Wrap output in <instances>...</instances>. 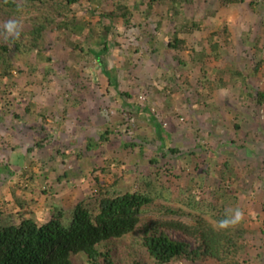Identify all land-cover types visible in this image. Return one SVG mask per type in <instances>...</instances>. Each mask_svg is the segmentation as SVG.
Segmentation results:
<instances>
[{"label": "rangeland", "instance_id": "rangeland-1", "mask_svg": "<svg viewBox=\"0 0 264 264\" xmlns=\"http://www.w3.org/2000/svg\"><path fill=\"white\" fill-rule=\"evenodd\" d=\"M131 1L135 0L99 4L82 0L72 6L78 19L99 37L105 36L109 48L102 62L117 79L111 83L93 55L69 44L87 41V30L69 35L53 26L47 32L44 46L54 69L49 72L35 54L11 45L13 76L0 83V165L9 166L0 169V210L20 211L40 220L49 214L51 200L70 210L95 187L93 173L105 184L118 180L121 190L144 187L143 180L162 181L171 199L158 202L174 208L183 206L188 211L183 200L204 198L203 204L241 209L244 218L236 226L245 227L242 241L247 248L241 259L247 261L239 264H264V105L256 106L255 101L257 92L264 90V65L252 73L264 56V5L251 12L240 2H186L185 18L204 20L206 25L188 34L193 43L180 53L188 62L181 66L175 52L166 47L168 32L173 30L167 24V3H158L157 11L149 14L147 0H136L139 6L130 23L115 17L112 34L106 33L99 13ZM19 3L18 14H9L0 5V41L9 19L19 20L22 30H31L37 14L30 0ZM88 5L99 11L92 13ZM158 18L165 22L160 28ZM182 18L178 17L177 25ZM224 27L228 32L217 35L226 38L220 58L192 56L191 48L201 50L207 46L209 32ZM151 34L157 36L153 45ZM94 42L81 45L100 48ZM201 64L209 79L203 78ZM232 67L249 75L248 91L242 90L240 80L219 85L220 76L230 80L226 69ZM31 101L35 104L28 110ZM157 124L164 128L170 148L177 151L162 146ZM107 128L111 133L105 140L102 134ZM90 140L94 145L89 147ZM151 158L157 160L151 163ZM26 168L37 173L36 179H29ZM65 171L69 177L57 182ZM166 232L197 246L194 238L180 231ZM116 248L121 264H133L134 258L154 264L140 246L139 234L127 235ZM74 260L86 264L83 254L74 255ZM173 264L221 263L206 258Z\"/></svg>", "mask_w": 264, "mask_h": 264}, {"label": "trees", "instance_id": "trees-1", "mask_svg": "<svg viewBox=\"0 0 264 264\" xmlns=\"http://www.w3.org/2000/svg\"><path fill=\"white\" fill-rule=\"evenodd\" d=\"M20 0H0L7 13L13 14L21 11ZM32 9L37 15L32 17L31 30H22L20 38L9 42L0 41V83L3 78L13 76L10 66L11 45L14 43L16 49H24L33 53L38 60H42L47 65V72L54 70L51 57L46 53L44 42L47 32L55 26L56 32H66L69 35L82 33L87 30L89 38L87 41H70L73 48L93 55L99 63L100 70L111 81L117 80L112 75L111 70L102 62L109 48L105 36L96 35L94 28L87 25V22L78 19L73 12L72 6L81 3L82 0H30ZM96 4L102 0H90ZM191 0H147V11L156 12L158 3H167L168 25L173 26V30L168 32L169 40L166 47L175 52L181 66L188 62L180 55L189 42L188 34L194 29H201L205 26L204 20H194L185 18L183 6ZM223 2H240L246 4L251 12L257 11L264 5V0H222ZM139 6L135 1L130 3H117L116 9L109 12L99 13V23H104L106 33L112 34L114 27L113 19L121 17L126 24L130 23L134 9ZM86 9L92 13L99 11L97 7L91 5ZM72 12V13H71ZM146 14V13H145ZM148 15V14H147ZM183 16V20L177 25L178 17ZM145 16V19H149ZM103 19H107L104 22ZM139 23V22H138ZM163 18H158L157 28L164 26ZM139 25H141L139 23ZM205 28V27H204ZM221 32H228V28L216 29L209 32L207 46L201 50L191 48L192 56L202 60L203 55L211 54L220 58L221 46L225 39L217 35ZM149 41L152 45L157 40L156 34L150 35ZM3 39V38H2ZM99 39V40H96ZM94 40L100 48L88 46L85 49L81 43H89ZM257 44V42L255 43ZM263 47H261L262 49ZM264 49V48H263ZM194 58L192 59V61ZM4 64V65H3ZM264 65V56H261L253 66L252 73H257ZM203 78L209 79L204 65L201 64ZM230 80L225 81L219 77V85L225 86L229 81L242 83V90L248 91L249 75L245 71L234 67L227 68ZM175 79V76H172ZM250 87V86H249ZM123 94V91H120ZM129 95V94H128ZM252 95V94H250ZM256 106L264 105V90L256 94ZM30 102L26 109L30 110L34 105ZM142 111V109L140 110ZM237 128L239 123L235 124ZM158 135L162 138L161 144L171 151L177 148H170L169 139L164 128L157 124ZM111 130L105 129L102 139H108ZM94 141H89V147ZM97 143V142H96ZM37 144L40 145L39 142ZM235 144V143H233ZM98 143L96 144V146ZM157 159L151 158L154 163ZM9 167L8 165H4ZM0 165V169L4 168ZM108 166L102 168L107 169ZM24 170L28 173L29 179L33 181L38 176L36 172ZM159 173V172H158ZM69 177L67 171L59 175L57 182ZM96 183L91 192L83 199L79 200L70 210L65 209L61 203L51 200L48 210L49 214L43 220L34 216H26L22 212L16 213L0 210V264H77L74 255L83 254L86 257V264H121V256L116 244L127 235H140V246L146 252L154 264H173L180 260L202 261L206 258H215L221 264H239L245 249L242 241L245 227L231 226L220 228L219 221L231 215L233 209L225 210V204L219 207L215 203L203 204V199L195 200L189 198L183 200L187 211L180 206L174 208L167 203H160L158 199H171V193L166 194L169 189L164 182L159 184L143 180L144 187L136 189L121 190L117 188L118 180L110 184H105L99 174L93 173ZM161 180V179H160ZM21 202V201H19ZM187 215L188 218H180L178 215ZM207 214V215H206ZM176 215V216H175ZM166 229H173L182 232L186 236L192 237L197 242L193 248L188 242L171 237ZM133 264H146L141 258H134Z\"/></svg>", "mask_w": 264, "mask_h": 264}, {"label": "clouds", "instance_id": "clouds-1", "mask_svg": "<svg viewBox=\"0 0 264 264\" xmlns=\"http://www.w3.org/2000/svg\"><path fill=\"white\" fill-rule=\"evenodd\" d=\"M22 31L21 22L16 19H9L3 24V41L9 42L10 40H17L20 38ZM244 218V213L241 209L236 208L232 211L231 215L227 216L225 219L219 221L220 228H228L235 226L241 222Z\"/></svg>", "mask_w": 264, "mask_h": 264}, {"label": "crops", "instance_id": "crops-1", "mask_svg": "<svg viewBox=\"0 0 264 264\" xmlns=\"http://www.w3.org/2000/svg\"><path fill=\"white\" fill-rule=\"evenodd\" d=\"M262 256H260L259 258H261Z\"/></svg>", "mask_w": 264, "mask_h": 264}]
</instances>
